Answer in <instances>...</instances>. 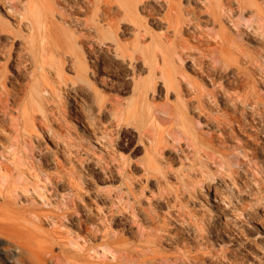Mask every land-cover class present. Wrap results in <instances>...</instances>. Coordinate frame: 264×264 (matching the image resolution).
I'll return each instance as SVG.
<instances>
[{
    "label": "rangeland",
    "instance_id": "obj_1",
    "mask_svg": "<svg viewBox=\"0 0 264 264\" xmlns=\"http://www.w3.org/2000/svg\"><path fill=\"white\" fill-rule=\"evenodd\" d=\"M72 1L0 0V264H264V0Z\"/></svg>",
    "mask_w": 264,
    "mask_h": 264
},
{
    "label": "bare ground",
    "instance_id": "obj_2",
    "mask_svg": "<svg viewBox=\"0 0 264 264\" xmlns=\"http://www.w3.org/2000/svg\"><path fill=\"white\" fill-rule=\"evenodd\" d=\"M86 1L88 2L87 3L88 5L86 6V8L88 6H90V4L101 5L103 3L104 7L102 8V13L107 14L106 16H107V18H109V23H111V25L113 24V14L109 12V9L112 8L111 0H86ZM140 1L141 0H134V2H135L134 6L137 7V3ZM204 1L206 3V8H207L208 12L213 16V18H215V16H217V15L229 16V17H231V16L233 17L234 15H236L238 18H241V19H243L245 17L244 12H246V9H247V5H246L245 1L236 0L237 3H236L235 7H233V1L232 0H204ZM79 2H81V0H73L71 5L68 6L67 8L72 9L74 11L78 10ZM143 5H146L149 7V9H148L149 14H152L153 9H155V7L157 5H160V6H163L164 8H166L164 14H162V18L166 19L168 26L171 25L172 12L175 13V16L177 17V13H178L177 10L179 9V7L173 2V0H162L159 2V4H157L155 2V0H144ZM184 13H186L187 17L183 20L177 18L176 24H178L180 21L182 23V27L186 28V26L183 25V24H186L188 26L190 25L189 27L194 28L193 26L197 24L196 23L197 18L194 16L192 11L188 10V11H184ZM251 16H254V13H251ZM246 21H249V19H247ZM248 25L251 26V28L255 27L251 23H249ZM255 29L261 30L262 31L261 34L264 35V23L261 22L260 16H258L257 25H256ZM216 36H219V35L216 34ZM258 53H260V52H258ZM12 61L15 63V72L17 74L20 75V74L25 73L27 71L28 62L25 58H22L21 54H16L10 60V62H12ZM6 76L7 75L5 73L0 72V82L1 83H3V79ZM7 94H9L8 91H7ZM1 103L2 104H0V110L3 113H7L9 103L7 101L4 102L3 100ZM43 257L46 260L55 258L56 261L63 262V260L59 256L53 254L51 249H48V248L44 250ZM64 261H67L68 264L73 263L71 260H68V257ZM67 262H65V263H67ZM18 264H23V260L19 258Z\"/></svg>",
    "mask_w": 264,
    "mask_h": 264
}]
</instances>
